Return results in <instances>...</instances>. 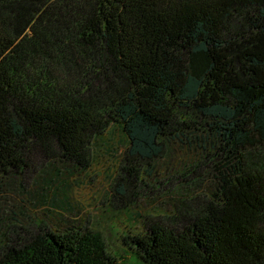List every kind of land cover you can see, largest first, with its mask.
<instances>
[{"label": "trees", "instance_id": "obj_1", "mask_svg": "<svg viewBox=\"0 0 264 264\" xmlns=\"http://www.w3.org/2000/svg\"><path fill=\"white\" fill-rule=\"evenodd\" d=\"M184 132L222 146L227 177L181 231L128 233L118 257L43 231L0 264H264V0H0L1 167L102 140L155 162Z\"/></svg>", "mask_w": 264, "mask_h": 264}, {"label": "rangeland", "instance_id": "obj_2", "mask_svg": "<svg viewBox=\"0 0 264 264\" xmlns=\"http://www.w3.org/2000/svg\"><path fill=\"white\" fill-rule=\"evenodd\" d=\"M213 141L184 132L165 143L155 162L131 151L115 157L105 140L72 157L56 143L51 152L27 149L26 166H0V256L43 231L98 232L115 257L127 251L128 233L156 223L181 231L217 194L222 146ZM129 254L127 264H137Z\"/></svg>", "mask_w": 264, "mask_h": 264}, {"label": "flooded vegetation", "instance_id": "obj_3", "mask_svg": "<svg viewBox=\"0 0 264 264\" xmlns=\"http://www.w3.org/2000/svg\"><path fill=\"white\" fill-rule=\"evenodd\" d=\"M222 165H223V164H222ZM217 176H218L219 178H221V179H223V178L225 179V177H227L226 175L224 176L223 173H222V174H218V173H217Z\"/></svg>", "mask_w": 264, "mask_h": 264}]
</instances>
